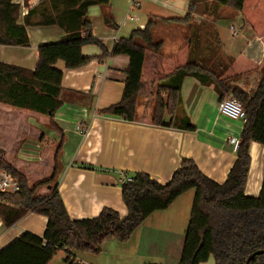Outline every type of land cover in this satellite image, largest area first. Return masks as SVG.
Segmentation results:
<instances>
[{"label":"trees","instance_id":"obj_1","mask_svg":"<svg viewBox=\"0 0 264 264\" xmlns=\"http://www.w3.org/2000/svg\"><path fill=\"white\" fill-rule=\"evenodd\" d=\"M29 2L24 0L29 9L24 23H20L22 5L16 0H0V44L30 46L29 25H58L64 36L61 41L39 46L34 70L0 61V103L53 119L64 103V71L56 64L63 61L68 70L81 69L93 59L84 55V46L95 45L102 51L100 60L118 55L129 57L122 98L100 109L101 114L135 121L147 74L157 85L154 125L195 130L188 117L180 115L182 85L188 76L203 85H213L220 101L232 94L242 103L246 120L237 158L223 183L208 177L191 158L183 159L166 183L146 172H137L132 181L122 182V199L128 210L125 216L104 207L95 217L73 219L58 184L52 186L49 195L37 194L39 188L57 180L61 145L56 151L53 174L33 187L25 174L0 155V167L17 177L21 186L18 192L0 194L3 225L11 227L28 213L47 218L43 235L26 231L3 247L0 264H50L61 252L65 254L64 264H79L78 253L100 255L111 240L128 242L151 214L168 209L190 190L195 195L178 264H202L211 255L216 264H246L253 253L264 250V178L258 196L246 193L251 144L264 145V57L259 63L225 57L217 29L207 22H196L199 14L216 16L219 9L230 8L242 15L264 43V0H190L184 16L161 18L189 29L187 44L171 57L160 55L163 41L154 39L155 22L151 20L145 28L134 29L129 37L118 39L109 51L94 35L88 9L93 5L108 6L111 0H40L34 6ZM105 22L118 27L109 14L105 15ZM256 70L260 76L253 90L237 83L243 75ZM249 264H264V253L255 255Z\"/></svg>","mask_w":264,"mask_h":264},{"label":"crops","instance_id":"obj_2","mask_svg":"<svg viewBox=\"0 0 264 264\" xmlns=\"http://www.w3.org/2000/svg\"><path fill=\"white\" fill-rule=\"evenodd\" d=\"M39 1L30 0L29 4L34 6ZM132 1L111 0L108 6L93 5L88 9L94 35L109 51L116 40L129 37L134 29L145 28L150 20L155 22L154 39L163 41L160 51L163 57L175 55L187 44L188 27L164 22L161 18L184 16L190 0H135L137 7H132ZM17 2L22 5L19 22L24 23L29 7L24 0ZM131 13L135 20L128 19ZM106 14L113 17L117 28L106 24ZM226 14L231 12L221 8L216 16L197 15L196 22L209 21L207 23L218 31V21ZM231 15L240 20V31L229 40L219 33L224 53L235 59L261 62L264 57L262 39L239 12ZM33 20L38 21V17ZM234 24L233 21L230 29ZM27 30L30 46L0 44L1 62L34 70L39 61V46L61 41L64 36L58 25H29ZM166 32H173L174 40H164L162 35ZM83 53L93 59L81 69L68 70L63 61L56 64L64 71V103L53 119L0 103V155L25 174L30 187L53 174L56 151L62 146L57 180L39 188L37 194L49 195L52 186L58 184L73 219L95 217L104 207L125 216L128 210L122 199V182L126 175L146 172L160 183H166L182 160L191 158L214 181L223 183L227 179L237 158L231 139L241 138L245 121L232 119L219 111L220 97L213 85H203L191 76L184 79L180 115L188 117L195 130L154 125L152 114L157 85L144 74L145 92L139 97L137 118L127 121L101 114L99 110L121 100L129 57L118 55L100 60L102 51L95 45L84 46ZM259 76V70L252 71L237 83L251 91L257 86ZM18 114L26 116L22 123L16 122ZM13 126L22 133L15 148L5 139ZM78 126L87 129L88 134L80 133ZM250 153L246 193L258 196L264 178V145L252 142ZM38 172L42 175H35ZM194 195L190 190L168 209L151 214L128 242H107L105 251L95 258L97 264H178ZM46 225L47 218L34 213L26 214L11 227H5L0 218V250L26 231L43 235ZM61 254L64 262L65 254ZM202 264H216L215 258L210 257Z\"/></svg>","mask_w":264,"mask_h":264},{"label":"built area","instance_id":"obj_3","mask_svg":"<svg viewBox=\"0 0 264 264\" xmlns=\"http://www.w3.org/2000/svg\"><path fill=\"white\" fill-rule=\"evenodd\" d=\"M137 5L138 4L135 2V0H133L132 7H137ZM128 19L135 20L136 17L135 15L130 14ZM231 29L233 31V35H238V32H237L238 28L236 25H233ZM218 109L222 114H225L226 116L232 119H241L244 121L246 120V113H245L242 103L237 98H235L232 94H229L222 101H220L218 105ZM77 129L79 130L80 133L84 135L88 134L87 129H85L82 126H78ZM231 144L233 146V149L237 151L240 145V139L238 138L231 139ZM38 147H40V145H38ZM125 180L132 181V176L126 175ZM20 188L21 186H20L19 179L15 177L14 175H12L7 169L0 167V194L15 193V192H18ZM78 262L79 264H88V263L83 262L82 260H78Z\"/></svg>","mask_w":264,"mask_h":264},{"label":"rangeland","instance_id":"obj_4","mask_svg":"<svg viewBox=\"0 0 264 264\" xmlns=\"http://www.w3.org/2000/svg\"><path fill=\"white\" fill-rule=\"evenodd\" d=\"M225 10H229L228 12H231V14H233L234 10L230 9V8H225ZM135 11H137L136 9L134 10V13L137 14ZM133 14V13H131ZM228 14L225 17H222L219 19L218 24H217V28L219 33L224 37L225 40H229L231 38V35L233 34L232 29H230V25L231 23L234 21V25L237 26L238 30L237 32L239 33L240 31V20L239 19H234V17L232 18L233 15ZM209 22V21H207ZM210 23V22H209ZM176 24V23H174ZM178 25V24H176ZM181 25V24H180ZM186 26V25H185ZM214 27V26H213ZM232 28V26H231ZM164 40H174V35L173 32H166L165 34L162 35ZM164 51H167V48L164 49ZM223 55L226 57L227 55L224 53L223 51ZM19 118L16 120V122L18 123H22L23 119H25L26 116L22 117L20 114H18ZM22 133L16 128V126H13L10 133H8L7 135H5V139L9 142V145L11 148H15L16 145L18 144L20 137H21ZM53 146H50L49 149L52 150ZM32 149V148H31ZM6 160V159H5ZM39 175L41 176L42 173L38 172L35 175ZM31 179H32V170H31ZM194 190H192L193 192ZM35 216H39L37 213H34ZM113 242H116L113 241ZM105 251V250H104ZM78 257L80 260H82L85 263L88 264H97L96 259L98 258L97 255H93V254H89V253H79ZM211 258H214V255H211ZM64 262L62 261V254H58L52 261L50 264H63Z\"/></svg>","mask_w":264,"mask_h":264},{"label":"water","instance_id":"obj_5","mask_svg":"<svg viewBox=\"0 0 264 264\" xmlns=\"http://www.w3.org/2000/svg\"><path fill=\"white\" fill-rule=\"evenodd\" d=\"M261 253H264V250H258V251H256L255 253H253V254L249 257V259H248V261H247L246 264H249L250 261H251V259H252L255 255H257V254H261Z\"/></svg>","mask_w":264,"mask_h":264}]
</instances>
